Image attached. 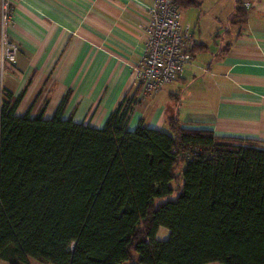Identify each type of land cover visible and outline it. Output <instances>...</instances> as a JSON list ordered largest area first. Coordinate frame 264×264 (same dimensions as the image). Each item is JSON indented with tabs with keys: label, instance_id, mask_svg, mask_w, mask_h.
<instances>
[{
	"label": "trees",
	"instance_id": "obj_1",
	"mask_svg": "<svg viewBox=\"0 0 264 264\" xmlns=\"http://www.w3.org/2000/svg\"><path fill=\"white\" fill-rule=\"evenodd\" d=\"M242 1L232 12L240 25ZM21 98L0 92V261L264 264L257 141L187 129L174 116L167 130L128 129L135 99L94 127L64 118L63 103L50 118L18 115Z\"/></svg>",
	"mask_w": 264,
	"mask_h": 264
},
{
	"label": "crops",
	"instance_id": "obj_2",
	"mask_svg": "<svg viewBox=\"0 0 264 264\" xmlns=\"http://www.w3.org/2000/svg\"><path fill=\"white\" fill-rule=\"evenodd\" d=\"M151 1L14 0L8 34L18 46L17 61L0 74V92L22 93L18 115L50 118L63 103L64 118L94 127L133 97L128 129L141 121L167 130L174 116L187 129L264 146V0H243L249 5L242 25L233 11L222 13L227 0L184 8L196 44L193 59L177 80L144 101L132 68L142 54L144 8ZM222 21L229 25L219 31L213 24ZM213 38L219 44L211 48Z\"/></svg>",
	"mask_w": 264,
	"mask_h": 264
},
{
	"label": "built area",
	"instance_id": "obj_3",
	"mask_svg": "<svg viewBox=\"0 0 264 264\" xmlns=\"http://www.w3.org/2000/svg\"><path fill=\"white\" fill-rule=\"evenodd\" d=\"M247 7L249 2L242 1ZM14 0H0V74L15 69L17 44L8 34ZM146 22L141 29L143 50L133 65V85L139 96L155 94L166 83L177 80L191 63L194 43L189 26L180 24V13L173 0H152L145 8ZM132 102L133 97L128 98Z\"/></svg>",
	"mask_w": 264,
	"mask_h": 264
},
{
	"label": "rangeland",
	"instance_id": "obj_4",
	"mask_svg": "<svg viewBox=\"0 0 264 264\" xmlns=\"http://www.w3.org/2000/svg\"><path fill=\"white\" fill-rule=\"evenodd\" d=\"M235 1L236 0H227L226 3H225V5L221 8V10L223 11L222 13H228V11H230V12L233 11V8H234V6L236 4ZM184 10H185L184 8H180L179 9V13L181 15V17H180V19H181L180 20V24L182 25V23L185 22V24H183V25H188L186 23H190V18H188L185 21V17H184V14H183ZM207 20L209 21L208 18H207ZM211 25H212L211 22H209V26H211ZM213 25H216L215 27H217V28L219 27V31H221V30L224 29V27L225 28L228 27L229 24L227 25L225 22L222 21V23L219 24V25L218 24H215V23ZM217 44H219V39L218 38H213L212 40H210V46H211V48H213V46H215ZM152 95L153 94H151V93H146L145 95L142 96V98H143L144 101H146V100L151 99L152 98L151 97ZM177 184H178V181L171 182V186L174 187V188L177 187ZM175 197H176V192L174 191V193H172V195H171V198L174 199ZM167 236H168V230L166 228H164V227H160L158 229V232H157V238L165 239ZM136 260H137V256L134 254V257L131 260V262H124V263H121V264H130V263L131 264H136ZM0 264H6V263L0 261ZM27 264H42V263H40V262H38V261H36V260H34L32 258H29ZM207 264H219V263H217V262H210V263H207Z\"/></svg>",
	"mask_w": 264,
	"mask_h": 264
}]
</instances>
